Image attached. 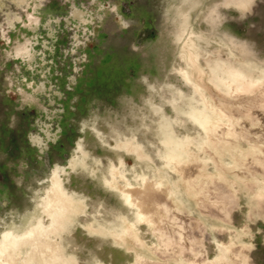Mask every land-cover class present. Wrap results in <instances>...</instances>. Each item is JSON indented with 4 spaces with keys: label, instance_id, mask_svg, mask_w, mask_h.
<instances>
[{
    "label": "rangeland",
    "instance_id": "rangeland-1",
    "mask_svg": "<svg viewBox=\"0 0 264 264\" xmlns=\"http://www.w3.org/2000/svg\"><path fill=\"white\" fill-rule=\"evenodd\" d=\"M222 1L0 0V234L37 212L56 165L69 211L62 234L51 236L56 255L24 264L53 257L55 264H264L262 116L258 123L252 108L244 114L227 99L225 109L245 121L235 150L210 140L198 169L188 160L180 172L164 159L157 165L168 148L164 131L171 133L165 124L175 119L181 125L172 124V135L191 136L194 149H204L203 127L190 121L191 91L177 71L181 53L194 81L208 71L206 61L226 76L231 60L242 69L247 56L232 53L221 33L264 60V0L243 9ZM223 55L226 63L217 66L213 60ZM252 62L248 77L258 69ZM208 88L204 94L215 101ZM245 136L257 142L255 157L240 152ZM159 176L170 191L152 193L158 202L147 193L142 204L143 178ZM147 201L155 202L154 215L143 209Z\"/></svg>",
    "mask_w": 264,
    "mask_h": 264
},
{
    "label": "bare ground",
    "instance_id": "bare-ground-1",
    "mask_svg": "<svg viewBox=\"0 0 264 264\" xmlns=\"http://www.w3.org/2000/svg\"><path fill=\"white\" fill-rule=\"evenodd\" d=\"M247 1H249V0H231V1H229V0H225L224 1L223 0L222 4H224L223 6H225V5L229 6V4H232L235 7L237 6L238 8L243 9L242 5L245 4ZM213 8L214 7L207 8L208 9V11H207L208 14H207V17H205V18H208V17H210V15H212L211 13L214 10ZM215 14H216V12H215ZM212 18H216V17H212ZM212 22H214V21H212ZM179 32L180 33H176V35L177 34L178 35L181 34V31H179ZM182 32H183V30H182ZM184 32H186V31H184ZM189 33L191 34V32H189ZM190 34H188V35H190ZM186 36H187V33H186ZM220 36H221V39H222L223 42L225 40L228 41V38H229L228 42L230 44V50H231L232 53L233 52H235V53L240 52L241 54H245V56H247V57L243 58V63H244L243 66H242L243 63H241L242 69H240V67L238 68V64L236 63V61L231 60L232 64L228 68H232V69H230V73L227 74V76H226L225 75L226 73L224 75H222V73H220L222 71H220V72L217 71L215 69L216 66L210 65V63H209L210 61H206V65H207L208 71L207 72H203L204 70L203 71L200 70V67H199L200 71H199V73L197 75L198 76V81L196 80L197 81L196 82V81H194V78H193L192 66L190 67L187 64V62L185 60V55H184L185 53L184 52H183L184 54L181 53V57H180V61H182L183 66L181 68H178L179 70L177 69L178 74L180 75L182 83L184 85L188 86L190 91H191V94H189V96L187 98V100H189L191 103L194 104V107H193L194 108V112H193L192 117L190 118V121L193 124L195 122V124H197L198 126L201 125L203 127L202 128L203 131H204L203 132V136L202 135L200 136V138H199L200 140L199 141L204 142L203 143V148L204 149H202V150L197 152L194 149L195 147H197V143H196L197 140L191 138V136H190V139L188 140L187 136L179 137V136H177L175 134L172 135V127H173L172 124L176 123V125H181V120L179 118L175 119L172 122L171 121L168 122L167 125L165 124L166 129H167V126H168V129H169V131H171V133L167 131L169 133L168 134L166 132V130L164 131L166 134H165L164 139L162 140L161 145L163 147H168V148H167V151H165L164 153H161L162 154L161 155L162 158H160V161L157 162V165H161L162 164V166H164L165 164H164V162H162V159H164L167 162H173V164L177 165L176 169L180 172L181 170L184 169V168L182 169V167H184V166H183V164H181V162H183V160H188L189 162L193 161L192 162L193 164H189L190 166L194 165V163H195V166H193V167H195V169H198L199 163L201 162V160H204L205 162L208 161V158L206 157V152L203 151V150L208 151L207 150L208 149L207 145L209 144V142L206 143V141L215 140L213 146L217 145L219 149H221L223 147L224 143L229 142L230 145L232 146V150H235L234 149L235 146H233V145L239 144L238 143V137L239 136L236 135V132H237V130L240 129V126H239L240 123L242 124V123L245 122L244 120H243L244 122H241L242 121L241 120V115L243 113L244 114L245 113L248 114L249 111H250L249 109L252 108L251 111L255 112V115H257L256 116L257 120H259L260 116H262V118L260 117V119L264 120V60H258V58L254 59V57L249 54V52H250L249 50L250 49L246 45V42L235 40L234 38L228 36L225 33H221ZM236 42L239 43V46H236ZM192 44L195 45V43H192ZM196 44H197V42H196ZM209 44H210V42H209ZM218 44H221V43H218ZM202 47H204V46H202ZM191 49L189 48L188 52H191ZM206 50L207 49H205V51ZM203 51H204V49H203ZM192 53H193V51H192ZM199 53H201V51H199ZM217 55H220V54H217ZM223 57H224V55H223ZM224 59H225V57H224ZM224 59L223 58L222 59H216L215 58V60H213V61H215V64L217 66L218 65L221 66V65H224L226 63L225 61H227V59H225V60ZM240 60H242V59H240ZM252 61L255 63V65L257 66L258 69H256L253 72V76L248 77L250 71L247 72L248 71L247 70V66ZM198 65L200 66V64H198ZM250 66H252V65H250ZM203 67H205V66H203ZM219 69H220V67H219ZM205 86H209L208 89L211 91L212 96L216 98L215 101L211 100L208 95L204 94ZM168 93H170V92H168ZM186 93L187 92H185V94ZM227 99H231V101L234 102V103L233 102L232 103L234 104V109L236 111L242 110L241 112H243V113L240 116L238 115V113H240V111L238 113H236V112H234L232 110H228L227 109L228 110L227 111L225 109L224 104H226V103H224V102H229V101H227ZM232 105H228V106H231L230 108H233ZM237 107H238V109H236ZM227 108H229V107H227ZM239 108H241V109H239ZM149 112H151V111H149ZM183 112H184V110H183ZM185 112H186V110H185ZM153 114H155V113H153ZM260 122L261 121L259 120L258 123H260ZM247 124H249V123H247ZM238 126H239V129H238ZM247 126H249V125H247ZM241 127L243 128V126H241ZM242 128H241V130H242ZM243 130H242V133L244 132ZM253 130H256V129L253 128ZM245 132H246V128H245ZM248 132H250V131H248ZM253 132L251 133L252 135H254ZM239 133H241V132H239ZM205 136H207L206 140H205ZM251 138H253V137H251ZM133 139L135 141V145L134 146L138 145L139 143L135 140L134 136H133ZM243 139H245V140H243V142H246L247 146H245L246 148L243 147L245 150H241L240 152L241 153L245 152L246 155L254 156L255 154L253 155V153L256 150L255 149L256 147H254V146H255V144L257 142L255 143V139H252L254 141H252L250 139L247 140L246 136ZM261 140H263V139H261ZM199 141H198V143H199ZM122 142L120 140V142H118V146H120V148L127 149V147H128L127 143L125 145L124 144L125 142L124 143H122ZM76 148L79 150V152L82 151L80 143H78ZM202 153H204V154H202ZM185 164H188V163H185ZM60 168H61V166L56 165V166H54L51 169V172L49 174L48 181H47L48 185L46 187L42 188L41 193L37 196L38 198L35 201L37 212L35 213V211H33L22 223H19L18 226H14L12 228H8V229H6V230L1 232V234H0V264H16L17 262H19V259H21V261H22L21 263H23V264L24 263H29V262H31V261H33L35 259H37L38 261H40V260L43 261L46 258L45 257L46 253H48V255L49 254L53 255V256L56 255L57 249L59 248L58 245H57L58 242L54 241V239L52 240L51 236L52 235H57V234H59V235L62 234V231H63V228H64V224L67 221L66 217L69 214V211H67V200H66L65 197L62 196V193H64V191H66V189L62 185V181H61L60 174H59ZM61 169L63 170V168H61ZM197 171H195V172H197ZM189 172H192V175H193L194 171L192 170V171H189ZM189 172H187V173H189ZM188 176L189 175L187 174V176H185V177H188ZM193 176H196V175H193ZM163 179L164 178L162 176H159V178H156V179L154 177H152V178H143L142 183H143V188L144 189H143V191H142V189L140 190V193L142 192L141 193V197H140L141 198L140 199L141 203L144 202V201H142V199L147 197V193L149 194L150 198L156 199V200L158 199L157 200V202H158L160 198H157V195H155L156 197H154V198L151 197V196H154L152 193H155L156 190L160 191V189L161 190L164 189L166 191H170L168 189V187H167L166 181H164ZM218 185L221 187V183L218 184ZM149 190L150 191L153 190L154 192L151 191L149 193ZM131 192H132V190H131ZM136 193L139 194V188L136 191ZM134 197H136V195H133V198ZM138 199H139V197H138ZM152 199H148V200H152ZM130 201H132V200H130ZM135 204H136V202H135ZM144 205H145V207L143 206L144 208L142 206H140V207L145 209V211H147V212L148 211L152 212L153 215H154V213H155L154 206L156 207L155 202L147 201L146 203H144ZM160 205L162 207L163 204L160 203ZM149 212H148V214H149ZM166 215H167V213H166ZM168 215L170 217L171 212ZM123 217H125V216H123ZM172 217H171V222L174 221V220H172ZM152 218H154V216H152ZM132 221H134V219ZM161 222L162 221H160L159 224ZM127 223H129V222H127ZM162 224H163V222H162ZM116 225L117 224H115V226ZM165 226H166V224H165ZM165 226H163V227H165ZM159 227H161V226H159ZM178 229H180V228H178ZM170 231L172 232V230H170ZM163 232L167 233L165 230H163ZM156 234L158 236L161 235L158 231L156 232ZM170 234H172V233H170ZM55 237H59V236H55ZM181 237H182V234L181 235L179 234L178 238L181 239ZM166 240H167V244H168V237L166 238ZM163 243H166V242H163ZM164 247H167V246L164 245ZM57 260H58V257H53L50 262H48V263L41 262V263L42 264H55L57 262ZM36 262L37 261H35L34 263H36Z\"/></svg>",
    "mask_w": 264,
    "mask_h": 264
}]
</instances>
